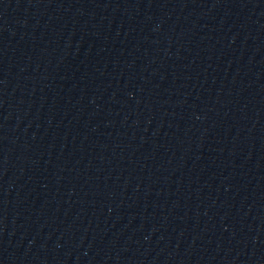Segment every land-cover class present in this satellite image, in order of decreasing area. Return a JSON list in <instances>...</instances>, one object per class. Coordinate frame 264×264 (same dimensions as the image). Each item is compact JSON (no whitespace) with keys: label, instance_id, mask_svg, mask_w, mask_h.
I'll list each match as a JSON object with an SVG mask.
<instances>
[{"label":"water","instance_id":"95a60500","mask_svg":"<svg viewBox=\"0 0 264 264\" xmlns=\"http://www.w3.org/2000/svg\"><path fill=\"white\" fill-rule=\"evenodd\" d=\"M0 264H264V0H0Z\"/></svg>","mask_w":264,"mask_h":264}]
</instances>
